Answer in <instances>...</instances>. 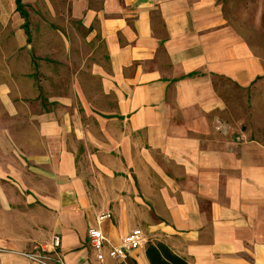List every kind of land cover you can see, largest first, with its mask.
<instances>
[{
    "label": "crops",
    "instance_id": "obj_1",
    "mask_svg": "<svg viewBox=\"0 0 264 264\" xmlns=\"http://www.w3.org/2000/svg\"><path fill=\"white\" fill-rule=\"evenodd\" d=\"M19 1L0 0V264L54 236L66 264H264V33L247 32L264 18L234 22L242 0ZM135 229L145 244L110 258Z\"/></svg>",
    "mask_w": 264,
    "mask_h": 264
},
{
    "label": "built area",
    "instance_id": "obj_2",
    "mask_svg": "<svg viewBox=\"0 0 264 264\" xmlns=\"http://www.w3.org/2000/svg\"><path fill=\"white\" fill-rule=\"evenodd\" d=\"M111 218V213L102 212L97 217V223L100 226ZM88 237L97 253L98 260L104 261L106 259L104 248L106 245H110V241L105 237L100 227L91 228L88 232ZM145 242L144 232L141 229H135L124 237L119 245H111L108 256L115 260L125 261L130 252L140 248ZM60 246V236H54L50 244H36L30 252L22 255L35 264H66L59 255Z\"/></svg>",
    "mask_w": 264,
    "mask_h": 264
},
{
    "label": "rangeland",
    "instance_id": "obj_3",
    "mask_svg": "<svg viewBox=\"0 0 264 264\" xmlns=\"http://www.w3.org/2000/svg\"><path fill=\"white\" fill-rule=\"evenodd\" d=\"M258 1L260 0H242V1H236L234 4H233V7H232V11H231V15L233 17V20L234 22L236 23H240V20L243 18L244 19V13H245V16H246V19L249 21V22H254V20L257 19V16H259V18H264V7H263V10L261 8V11L263 12V16H261L260 14V8L257 11V8H255L256 6V3H258ZM51 2H54V3H60V0H51ZM50 3V0H40V3L37 2V4H40V5H48ZM261 3L263 2H259V4L261 5ZM32 15V14H31ZM48 17V14L47 13H37V14H34L33 16V20H35L39 26H46L48 23H50L49 19H47ZM257 21V20H256ZM255 21V22H256ZM260 22V21H258ZM250 24V23H249ZM40 31V30H39ZM247 32H249L248 34L249 35H252V36H255L256 34L255 33H264V20H263V27L260 28V29H249ZM258 39H252V41H257ZM255 47L257 48L258 52L262 53L264 55V44L263 43H254Z\"/></svg>",
    "mask_w": 264,
    "mask_h": 264
},
{
    "label": "trees",
    "instance_id": "obj_4",
    "mask_svg": "<svg viewBox=\"0 0 264 264\" xmlns=\"http://www.w3.org/2000/svg\"><path fill=\"white\" fill-rule=\"evenodd\" d=\"M18 5H21L19 0H18ZM19 7H21V6H19Z\"/></svg>",
    "mask_w": 264,
    "mask_h": 264
}]
</instances>
